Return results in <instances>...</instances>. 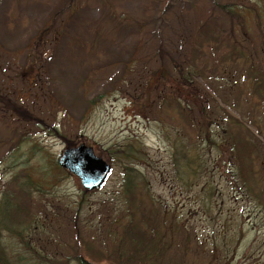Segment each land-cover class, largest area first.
Returning a JSON list of instances; mask_svg holds the SVG:
<instances>
[{
    "label": "rangeland",
    "instance_id": "rangeland-1",
    "mask_svg": "<svg viewBox=\"0 0 264 264\" xmlns=\"http://www.w3.org/2000/svg\"><path fill=\"white\" fill-rule=\"evenodd\" d=\"M252 66L264 70V0H176L164 13L160 0H0V216L14 206L0 242L12 263L77 264L87 246L138 256L121 264H264V103ZM202 118L220 146L200 142L201 166L178 171L173 140H202ZM233 135L258 145L248 189ZM81 144L111 166L98 190L55 165ZM126 165L146 181L129 207ZM152 204L150 222L140 209ZM136 230L145 235L134 241Z\"/></svg>",
    "mask_w": 264,
    "mask_h": 264
},
{
    "label": "trees",
    "instance_id": "trees-1",
    "mask_svg": "<svg viewBox=\"0 0 264 264\" xmlns=\"http://www.w3.org/2000/svg\"><path fill=\"white\" fill-rule=\"evenodd\" d=\"M175 1L176 0H160V8L162 9V13L171 9V7L175 3ZM230 12H232V11H230ZM160 50H163L162 46L160 47ZM160 59L162 60V58H160ZM256 68L257 67L252 66V69L250 71L251 74L253 75L251 88H252V91L255 95L261 96V98H262L261 102L264 103V70L259 72L258 69H256ZM181 69L182 68L180 65L175 70L180 71ZM159 70H163V69H159ZM162 73H163V77H164V71H162ZM183 79H184L187 87L188 86L190 87L192 85V81H190V79H187L186 76H183ZM175 105H176V107L178 106V109L182 110L181 112H183L185 114H191L189 112L188 107H185L180 101L176 102ZM201 111L203 112V110H201ZM226 114H228V113H226ZM197 128H198L199 132L203 131L204 136H203L202 140H199L196 143L190 144V143H186L185 139H184V141L182 139H179L181 135H179V137L177 139L173 140L174 152H173L172 158L174 161V166L176 167V169L178 171L181 170V169H179L181 166L191 167L193 163L201 166V164H202V150L203 149L200 147V142H204V144L207 142L208 144L210 143V145H211V143H213L214 146H217V147L220 146V144L217 143L216 141H214L213 138L210 136L211 134H210L209 124L205 121L204 118H202L200 123H197ZM230 142H231V151H232L231 154L233 155V157L235 159V164L237 166V176H239L241 178V183L244 184V187L246 186L248 189L249 182L247 181V179L252 175V170H251V163L252 162L251 161L253 160V157H254L253 153L256 151L258 152V145L253 143V141H251V140H247L245 138V136H243V135H235V136L233 135L230 139ZM224 144L228 145L229 141L227 143H224ZM129 147L130 148L125 151L126 156H132V154H133L132 149H131L132 145H129ZM189 149L193 150V152H195V154H196L195 159L192 156H190V158L187 156ZM138 152H140V151H138ZM184 160H185V162H184ZM55 165L59 169L63 170L64 172H67L66 170L62 169L58 163L55 162ZM143 182L145 185L146 181L143 178L141 171H139L138 169H136L135 167H133L131 165L124 166V169H123V188H124V190L123 191H124V198H125L126 207L130 206V202H131L132 197L135 196L136 192L139 191V189L141 187L140 183H143ZM24 184L28 185V183H24ZM249 189L252 190V188H249ZM20 191H21L20 193L27 196V194L25 193L26 191L23 187L20 188ZM141 206H143V205H141ZM152 209H153V204H152V207H150V208L143 207L142 209H140L143 217L148 219L150 222H151L152 218H148L147 213L152 212ZM10 210H14V206L9 205V203H8V204H6V208L4 209L3 215L0 216V232H1V227H6V225L8 224L7 223V221L9 220L8 213H10ZM153 232H154V234L156 232V234L153 236L154 237V239H153L154 247H157V246L160 247L161 244H159V243L161 242L163 244L165 235H163V233L157 232L155 230ZM130 234H131L130 239L132 238V239H134V241L138 237L140 238V237L145 235L143 232H141L139 230L130 231ZM157 234L162 235V240H160V238H158L156 236ZM80 242H82V241H80ZM140 242H142V244L145 243L144 240L140 241ZM82 244H84V243L82 242ZM79 248L80 249L76 251V253H75L76 255L74 256V260L77 262V264H103V262L100 261L102 259H104V262H106L104 264H121V262H122L121 260L124 259L125 256H127V255L124 256L121 253L122 255L114 256V254H112V255L107 256V258H106V257H102L104 255L101 252H98L95 249H92L90 247L80 246ZM82 249H84L85 251H83ZM137 251L138 250L135 249V252H137ZM133 252L134 251H132V254L128 255L127 258H125V259L132 261L133 258H138L137 255L133 254ZM97 253H100V254H97ZM99 258H102V259H99ZM141 258L143 260H145L146 256L141 257ZM0 264H13L11 259L8 257L6 251L4 250L1 242H0Z\"/></svg>",
    "mask_w": 264,
    "mask_h": 264
},
{
    "label": "water",
    "instance_id": "water-1",
    "mask_svg": "<svg viewBox=\"0 0 264 264\" xmlns=\"http://www.w3.org/2000/svg\"><path fill=\"white\" fill-rule=\"evenodd\" d=\"M60 165L78 176L85 189H99L110 172V165L97 156L92 147L80 145L66 149L59 158Z\"/></svg>",
    "mask_w": 264,
    "mask_h": 264
}]
</instances>
